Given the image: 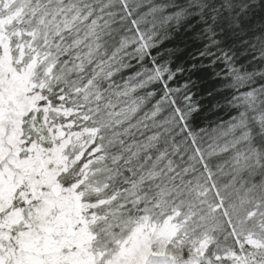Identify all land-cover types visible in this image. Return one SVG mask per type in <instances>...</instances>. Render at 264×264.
Instances as JSON below:
<instances>
[{"label": "snow or ice", "instance_id": "obj_1", "mask_svg": "<svg viewBox=\"0 0 264 264\" xmlns=\"http://www.w3.org/2000/svg\"><path fill=\"white\" fill-rule=\"evenodd\" d=\"M0 264H264V0H0Z\"/></svg>", "mask_w": 264, "mask_h": 264}, {"label": "trees", "instance_id": "obj_2", "mask_svg": "<svg viewBox=\"0 0 264 264\" xmlns=\"http://www.w3.org/2000/svg\"><path fill=\"white\" fill-rule=\"evenodd\" d=\"M189 51H191V50H189Z\"/></svg>", "mask_w": 264, "mask_h": 264}]
</instances>
